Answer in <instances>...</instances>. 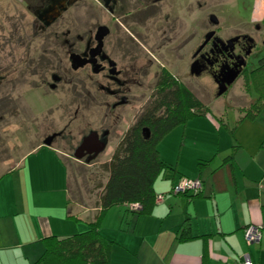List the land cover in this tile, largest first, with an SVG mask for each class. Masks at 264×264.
Returning a JSON list of instances; mask_svg holds the SVG:
<instances>
[{
    "label": "flooded vegetation",
    "instance_id": "obj_1",
    "mask_svg": "<svg viewBox=\"0 0 264 264\" xmlns=\"http://www.w3.org/2000/svg\"><path fill=\"white\" fill-rule=\"evenodd\" d=\"M2 1L5 13H10L5 17L11 35L8 40L20 44L24 52L20 59L12 52L0 54V180L18 168L25 155L40 148L68 154L74 160L75 155H81L82 159L76 160L86 164L97 141L101 142L100 136L105 135L104 143L108 144L107 126L75 135L60 130L54 120L59 99L50 103L48 110L53 109V115L46 125L44 110L35 111L31 97L40 100L46 92L58 97L59 90L64 89L77 107L106 109V122L109 117L118 120L125 108L145 100L137 120L156 101L168 79V65L160 64L157 71L150 72L152 62L157 61L153 54L168 45L169 26L185 14H195L192 22L197 34L189 72L191 65L197 64L199 74L191 75L207 76L217 92L228 71H239L237 79H243L255 68L253 59L256 57L258 65L264 57H257L264 51V0L260 3L262 18L255 20L252 13L247 26L228 36L210 12L224 0H195L194 9L188 0ZM206 10L210 13L205 16ZM153 43L154 48L150 46ZM38 45L41 51L33 53L32 46ZM217 92L216 98L224 95L217 96ZM78 117L76 113L73 119ZM81 118L86 121V116ZM24 134L28 137L23 138ZM14 150H25L17 162L12 160Z\"/></svg>",
    "mask_w": 264,
    "mask_h": 264
},
{
    "label": "crops",
    "instance_id": "obj_2",
    "mask_svg": "<svg viewBox=\"0 0 264 264\" xmlns=\"http://www.w3.org/2000/svg\"><path fill=\"white\" fill-rule=\"evenodd\" d=\"M235 121L216 120L210 113L193 117L158 143L166 167L153 184L155 201L148 213H130L149 219L142 220V229L147 221L158 225L156 231H149L153 241L164 237L160 246L150 250L140 241L138 249L150 253L153 261L147 264H239L244 256L254 264L264 263V118ZM222 129L233 139L223 136ZM190 132L193 134L187 136ZM191 148L196 152H189ZM43 149L25 155L19 167L8 173L23 171L17 176L19 181L12 179L0 189V264H31L44 251L45 237L86 230L98 209L103 186L93 205H88L87 196L73 201L65 155L51 149L39 155ZM181 178L198 179L200 196L190 197L189 192L164 198ZM157 196L163 197L161 202H156ZM116 207L123 223L129 213H122L123 205ZM102 222L103 236L113 242L110 264H140L124 243L109 239ZM183 226L187 230L181 236ZM249 226L260 228L258 242L248 244L244 239V229ZM186 235L190 237L184 238Z\"/></svg>",
    "mask_w": 264,
    "mask_h": 264
},
{
    "label": "rangeland",
    "instance_id": "obj_3",
    "mask_svg": "<svg viewBox=\"0 0 264 264\" xmlns=\"http://www.w3.org/2000/svg\"><path fill=\"white\" fill-rule=\"evenodd\" d=\"M242 1L243 5H241ZM176 2L177 0L175 1V3ZM223 2L225 3L222 4L220 7L213 8L212 11H204V15L206 16L210 12L214 13V15H216L219 20V24H221L219 26L220 30H223L225 35L227 34L226 36L233 34L234 30L236 31L240 29L241 26H247L246 24L250 20L252 13L254 14L253 18L255 20H260L263 16V9L260 8L261 0H224ZM188 3H192V9H194L195 0H188ZM2 4L4 5L3 1L0 2V54L12 52L13 54H15V56H17V59H20V55H22L24 50L22 49V47H20V44H10V40H8V38L10 39L11 35L9 26L5 25V23L7 24V19L5 20V17L10 13H5V11L7 10L5 7H3ZM176 14L181 17L180 12ZM182 16H184V14ZM194 16L195 14H192L191 17L190 15L186 16L185 14V17L178 18L177 21H172V24L168 28V45L163 47L161 51L154 52L153 59L157 60V63L154 61V63L152 62V67L150 68V70L152 71L150 72L154 73L155 71H157L159 69L160 64L168 65V72L179 83L185 86L187 90L191 92L194 97H196V99L199 100V102H201V104L205 108L209 109L210 114L212 113L213 115L235 121V112L233 111V109H227L225 111L226 107H234L235 109H245L251 103V101H253L255 95H249L247 93L243 80L238 78L223 96L216 98V86L213 84L212 81H209V78L207 76L196 78L195 76L190 74L189 66L191 64V51L194 49V46L197 43L196 25L194 21L192 22ZM173 19H175V17H173ZM206 22L207 21H205L204 23L205 30H207L208 28ZM20 32L19 34H17L18 36L21 35ZM150 46H153L154 48L155 44L153 43V45L151 44ZM32 47L33 53H39V51H41L38 50V48H40L39 45L38 47ZM145 54L147 55V53ZM263 55L264 51L258 54L257 57H262ZM148 58L151 59L150 56H147L146 59ZM256 60L257 59L255 57L252 62L253 67H256L257 65ZM59 91L60 94H58V97H54L46 92L44 94V98H41L40 100L34 97H31L29 99L30 103L35 102L33 103L35 111L42 109L44 110L43 118L46 125L48 122H50V119L53 115V109L48 110L50 107V103L52 104V102H56L59 99L60 104L58 105V109L54 110L58 111V117H56L54 120L58 123L60 130H66L68 132L70 131L75 135V133L81 134V130H97L99 128L101 129L102 126H107L110 131V136L106 149L99 156H97L96 159H94L90 164L86 165L82 161L77 162L73 158H71L70 155H68L67 153L66 154L68 157H64L69 166V188L71 199H73L74 201L75 197H78L80 195L83 197L87 196L90 202L88 203V205L91 206L93 205L94 198L98 196L100 188L106 181L107 172L104 166L108 163L109 159L111 158V154L113 153V150L121 141L123 136L126 134L127 130L135 123L137 116L145 107L144 103H146V101L143 100L141 103L135 104V106L133 107L125 108L123 111L120 112V118L118 120H113L109 117L107 118L106 122L105 118L109 115H107L106 109L99 108V106H92L89 108L77 107V104L70 103L72 99L71 95H69L67 91H65L64 89H61ZM149 92L150 90L146 92V97H148ZM51 112L52 114H50ZM76 113L79 114V117L73 119ZM81 114L86 116V121L83 120L84 118H81ZM260 117L264 118V111L260 114ZM177 130H181L180 132H182V127H179V129ZM221 131L223 136L227 135L230 139L232 138L230 137L229 133L226 132L224 129H222ZM211 133L214 134V137L216 136V133ZM190 134H193V132L187 133L186 135L189 136ZM14 136L16 137V135ZM22 137L27 138L28 136L24 134ZM100 141H107L106 136H100ZM47 149L50 148L45 147V149H43L41 153H39V155H41L43 152H46L44 150ZM189 152L196 151L191 148ZM23 153H25V150L18 152L14 150L12 158L13 162H17L20 157H22ZM20 173L22 174L23 171L8 174L5 179L0 182V189L4 187V183L10 184L12 179L15 182L19 181L17 176ZM174 195L175 194L172 191H168L166 194H164V198L169 196L173 197ZM117 208L119 207H113L104 217V220L102 222V228L104 230V233L109 237V239L115 237L117 239V242L119 241L118 243H124V247L129 248L130 251H132V258H134L133 260L136 263H153V261H151L150 253H145L142 250H139L138 247L142 239L143 246L147 250H150V248H153L155 246L158 247L161 245L164 240V237L162 236L161 240L155 242L153 241L149 232L156 231L158 229V225L155 224L154 226L153 221H147L146 228L142 229V220H145L146 218H139L136 214H130L131 212H128L129 214L127 215V220L122 223L120 222V219L117 216ZM120 210L123 213V210L125 209H121L120 207ZM175 214L176 213H173L171 218H173ZM138 218L140 220V223L136 227L135 221ZM169 220L167 219L164 222L162 228L163 230L167 229L166 222H168ZM128 222L129 224L131 223V225H128ZM134 254H136L137 257H135Z\"/></svg>",
    "mask_w": 264,
    "mask_h": 264
},
{
    "label": "trees",
    "instance_id": "obj_4",
    "mask_svg": "<svg viewBox=\"0 0 264 264\" xmlns=\"http://www.w3.org/2000/svg\"><path fill=\"white\" fill-rule=\"evenodd\" d=\"M242 80L247 93L255 97L245 109L226 107L225 111L233 109L235 112L236 124L243 119H254L264 111V57ZM208 113L209 109L168 72V79L156 101L127 130L104 166L107 180L103 184L93 221L82 232L66 237H45L44 251L31 264H110L113 242L107 240L100 229L104 214L120 205L125 206L127 213H148L155 201L153 184L166 167L158 153V143L174 128ZM211 116L216 120L222 118L212 113ZM199 196L200 191L191 192L190 197ZM134 203L141 206L139 211L128 207ZM184 227L181 236L186 234ZM189 237L186 235L184 238Z\"/></svg>",
    "mask_w": 264,
    "mask_h": 264
},
{
    "label": "built area",
    "instance_id": "obj_5",
    "mask_svg": "<svg viewBox=\"0 0 264 264\" xmlns=\"http://www.w3.org/2000/svg\"><path fill=\"white\" fill-rule=\"evenodd\" d=\"M202 188L201 182L199 180H188L181 178L177 184H175L171 191L174 194H185V193H196ZM162 196H157L156 202H161ZM128 207L133 211H139L141 206L138 203L130 204ZM244 239L248 244L258 242L261 239V230L259 227L249 226L244 229ZM239 264H254L247 256H244ZM264 264V263H263Z\"/></svg>",
    "mask_w": 264,
    "mask_h": 264
},
{
    "label": "water",
    "instance_id": "obj_6",
    "mask_svg": "<svg viewBox=\"0 0 264 264\" xmlns=\"http://www.w3.org/2000/svg\"><path fill=\"white\" fill-rule=\"evenodd\" d=\"M190 71H191V74L198 75L199 69L197 67V64H195V63L192 64ZM238 74H239V71H234V70H230L225 74L224 78H222L218 84L217 96H221V95L226 93L227 88L234 83V81L238 77ZM144 132H145V137H147L148 136L147 130L145 129ZM96 146H97V148L93 151L94 155L92 156V158H88L86 160V163H89L90 161L96 159V157L99 156V154L105 150L106 143L97 141ZM82 157L83 156H81V155H75V158L77 160H81Z\"/></svg>",
    "mask_w": 264,
    "mask_h": 264
}]
</instances>
